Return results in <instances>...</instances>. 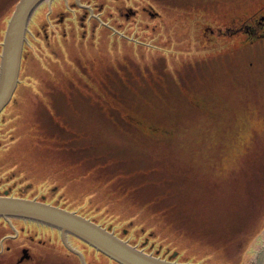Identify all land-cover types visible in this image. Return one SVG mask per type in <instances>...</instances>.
Wrapping results in <instances>:
<instances>
[{"label": "rangeland", "instance_id": "obj_1", "mask_svg": "<svg viewBox=\"0 0 264 264\" xmlns=\"http://www.w3.org/2000/svg\"><path fill=\"white\" fill-rule=\"evenodd\" d=\"M175 1L173 14L185 17L179 44L162 50L152 19L143 17L136 23L142 28L130 30L135 42H146L142 47L114 42L126 35L112 28L118 34L102 29L90 50L93 39L70 32L64 41L49 19L50 10L67 11L70 0L40 6L30 30L42 34L24 48L16 99L0 124V156L18 161L13 177H0L1 190L12 186L14 194L37 201L45 196L161 259L254 264L264 246V172L251 168L262 169L264 155V30L249 36L244 25L261 17L264 0ZM188 3L209 4V48L193 49L181 38H187ZM15 8L3 16L9 20ZM193 26V37L203 34L197 22ZM219 27L232 32L219 34ZM66 28L71 31L70 23ZM63 42L70 49L86 45L83 55L92 52L79 66L95 64L94 80L70 67ZM123 58L124 70L108 64ZM133 58L142 59L145 74L120 81V71L136 74L142 67ZM57 120L69 128L66 139Z\"/></svg>", "mask_w": 264, "mask_h": 264}, {"label": "flooded vegetation", "instance_id": "obj_2", "mask_svg": "<svg viewBox=\"0 0 264 264\" xmlns=\"http://www.w3.org/2000/svg\"><path fill=\"white\" fill-rule=\"evenodd\" d=\"M17 1L18 0H0V22L3 25V18L6 17L3 15L6 13L8 14L10 8ZM113 1L114 0H70V7L69 9H67V11L62 10V8L58 9L59 11L50 10L49 19L52 23H55V27H58L62 30V34L59 35V37H61L64 41L67 39L70 40L69 35L71 33L77 35V38L78 36H80L81 40H84L86 38L93 39L94 41H92L91 44H87L89 45V49L92 50V43L95 42L96 44L99 41L100 34L98 33H100L102 29H108L112 32V34H114L116 33L112 29L114 28L120 33L123 32L124 35L127 36H122V38L114 36V42H116L115 38L123 41H128L129 43L135 42L134 39H136V36L135 38H133V36L130 35V30L134 29L135 31V28L141 29L143 25H137L136 23H144V20L142 21V19L143 17H145L144 19H152L151 21H154V25L151 26L153 29L150 30L156 34L155 43H157V49L169 47L177 48L179 44L177 37L181 28V26H179L178 24L179 22H181L182 18H185L173 14L174 9L179 7L178 1L121 0V2H124L125 6L120 3L118 8L113 6ZM3 2L8 5L6 8L5 5H2ZM103 2L107 3L109 7L105 9V5L103 4ZM46 3L49 4V2ZM208 7L209 4L205 3L203 5L200 3H188L190 14L187 18V26L185 28L186 31L183 32V30L181 29L183 34L187 36V38H181L185 39L188 46L190 45L189 47L197 46L192 47L193 49H206L210 47L211 40L209 39L211 24L209 14L210 11H208ZM38 9L36 10V12L38 11ZM11 15H13V13ZM51 15H54L56 17V20L52 21ZM33 17L29 23L27 42L25 44L30 46L34 45L35 40H38L39 34H42L40 30L36 34L35 32L30 30V26L35 27L37 25V23L33 22ZM137 18L140 19L137 20ZM224 18L219 17V21L217 20L219 25H221L220 23L224 24ZM98 19H106L105 23L107 24L99 25V23H97ZM9 20L6 21L5 28H0V63L2 45L4 42ZM196 22L198 26L200 25L202 27L203 34L201 35L199 33L200 35L196 36V33H198L196 32L195 34L193 33V37L191 35V31H196L195 27L193 26ZM69 23L71 31L68 32L66 27H69ZM144 26L147 27L146 25ZM244 27L245 33L249 36L257 35L258 32L264 30V13L259 19L249 21L246 25H244ZM46 28L47 27H44L43 33H45V37L50 41L51 38L48 35ZM217 31L219 34L225 35L228 32L227 28L222 29V27H219ZM230 32L232 31H229L228 33ZM191 36L193 42L190 41ZM135 43L136 45L142 47V45H144L146 42L141 43L139 40V42ZM85 46L86 45L79 43L70 49V45L65 46L63 42L65 59L69 60H66L68 61V63H72L70 67L74 65L75 68H79V61H83L84 59V62H88V59H92L88 58L90 57V55H92V52H87L86 55H83V51H87L83 49ZM212 46L218 48L221 46V44L216 40L212 44ZM80 52L81 55H83L82 57L79 56ZM74 59H76L77 61ZM114 61L115 62L108 61V64H110L109 66L115 65L117 60ZM89 66V72L91 76L90 80H94L97 76V73H95L94 71L95 64L92 63ZM67 67L68 65L65 64V68ZM62 68L64 69V63ZM130 75H128V77L135 79L140 77V74L130 73ZM17 90L9 104L0 112L1 125H3V119H6V112L10 109V105L13 104L16 99ZM16 101L18 102V100ZM17 162V156L15 155H5L3 159L0 156V177H13V174L15 173L14 171L17 170ZM1 188L2 186L0 185V196L31 199L24 196V193L14 194V188L12 186L4 188L3 191L1 190ZM43 198L44 199H42V201L40 202L52 205L51 203L45 201V196H43ZM52 206L68 210L67 208L59 207L56 205ZM79 215L99 225V223H97L92 218H89L82 214ZM0 222L2 224V229H0V264H118L114 260L110 259L103 253L97 251L75 236L67 235L64 238L62 233L57 229L36 222L15 218H11L10 221H6L5 219L0 218ZM107 230L113 231L111 228H108Z\"/></svg>", "mask_w": 264, "mask_h": 264}, {"label": "water", "instance_id": "obj_3", "mask_svg": "<svg viewBox=\"0 0 264 264\" xmlns=\"http://www.w3.org/2000/svg\"><path fill=\"white\" fill-rule=\"evenodd\" d=\"M53 1L20 0L16 5L2 45L0 112L9 104L20 83L29 23L42 4ZM0 218L6 221L11 218L32 221L59 230L64 238L67 235L75 236L118 264H201L178 263L155 257L75 212L37 200L0 196ZM254 264H264V246Z\"/></svg>", "mask_w": 264, "mask_h": 264}, {"label": "trees", "instance_id": "obj_4", "mask_svg": "<svg viewBox=\"0 0 264 264\" xmlns=\"http://www.w3.org/2000/svg\"><path fill=\"white\" fill-rule=\"evenodd\" d=\"M18 1H20V0H18ZM18 1L17 2H15L14 3V8H15V6H16V4L18 3ZM12 6V7H13ZM26 46H28V45H25V47ZM24 47V48H25ZM215 48H217V47H215ZM158 50V49H157ZM197 50H202L201 48L200 49H197ZM138 51L139 50H137V51H135V53H138ZM129 53H126L125 54V56H127ZM145 54V53H144ZM127 59L128 58H123V60H120L121 61V63L122 64H119L118 62H116V64L115 65H117V66H122V69L124 70V67L123 66H128V65H124L125 63H126V61H127ZM134 59V58H133ZM132 59V60H133ZM133 62L134 63H136V65L138 66V65H142V67H140L138 70H137V73L136 74H140V75H144L145 74V72H144V68H143V61H142V59H138V60H136V59H134L133 60ZM151 65H155L154 63H152ZM146 66V65H145ZM72 68H75V66L74 65H72L71 66ZM75 69H77L78 70V73H80L79 74V77H82L83 76V78H85V79H87V78H89V79H91L90 77V66L89 65H85V66H79V68H75ZM129 72L130 73H134L131 69H129ZM142 73H144V74H142ZM129 74H127V75H125L122 71H120V73H117V79H120V81H123L124 80V77L125 76H128ZM130 79H131V77H129ZM73 80H74V78H73V76H71V84H69V86H68V88L70 89V91L71 92H73V90H75V89H71L72 88V83H73ZM102 80V79H101ZM114 82H115V80H114ZM74 86V85H73ZM57 111V110H56ZM60 111H62L63 112V107H60ZM45 114H47V115H45V117L43 118L44 120H45V122H47V120H50V116H48V112H45ZM56 122V121H55ZM57 124H60V127H58V129H60L59 131L62 133V135H63V139H66V137H64L65 135H66V130L67 129H69L68 127H67V124L65 123V122H63V121H58L57 120ZM79 137V136H78ZM65 141V140H64ZM64 141H62V142H64ZM62 150L63 151H65V152H71V150H70V148L68 147V146H63L62 147ZM262 169L261 168H259V167H256L255 166V164H254V166L253 167H251V168H253V171H254V174H256L257 172L259 173V171H260V173L259 174H261V173H263L264 172V155H263V158H262ZM257 168H259V169H257ZM245 171H248V175H250V172H249V168L248 169H246ZM184 176L186 177V179H189L190 180V176H189V174L188 173H185L184 174ZM251 198H253V197H251Z\"/></svg>", "mask_w": 264, "mask_h": 264}]
</instances>
